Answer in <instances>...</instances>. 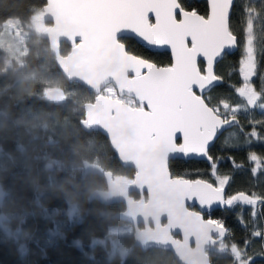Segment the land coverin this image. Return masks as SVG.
<instances>
[{"label": "trees", "instance_id": "1", "mask_svg": "<svg viewBox=\"0 0 264 264\" xmlns=\"http://www.w3.org/2000/svg\"><path fill=\"white\" fill-rule=\"evenodd\" d=\"M182 2L187 10L207 13L205 1ZM45 4L46 0H0V23L11 18L28 23ZM248 7L256 9L254 35L259 60L252 82L258 91H264V0H235L230 22L239 49L217 64L215 72L223 82L207 94L212 103L221 99L242 102L235 88L242 82L238 64ZM122 42L128 52L159 66L171 64L167 52H151L132 39ZM24 48L23 55L14 57L11 66L0 49V188L6 193L0 207V215L5 217V227L0 225V264H177L169 251L141 252L134 246L132 235L121 239L126 248L122 255L110 257L106 246L93 244L106 238L111 228L127 223L114 218L124 210L122 203L103 205L92 197L95 190L106 186L104 178L87 172V167L99 165L114 178L124 180H131L134 170L119 164L102 134L82 129L81 106L92 102L94 95L77 83L65 81L47 41L29 32ZM69 51L61 44V54ZM55 88L63 94L61 102L45 97ZM238 120L240 125L221 134L210 154L223 158L217 168L219 174L230 177L228 197L240 191L264 194V167L253 173V162L248 158L252 152L264 157V125L254 124L264 121V113L242 112ZM254 126L256 139L247 135ZM236 164L242 166L237 168ZM169 168L173 176L207 180L216 186L207 162L174 159ZM71 206L76 208L78 218L71 216ZM255 208V215L253 206L237 204L204 216L227 229V236L216 243L221 247L215 245L210 253L211 264H236L230 246L242 250L247 264L252 257V264H264V235H253L256 231L264 233V204ZM21 244L26 246L25 254L21 253Z\"/></svg>", "mask_w": 264, "mask_h": 264}, {"label": "water", "instance_id": "2", "mask_svg": "<svg viewBox=\"0 0 264 264\" xmlns=\"http://www.w3.org/2000/svg\"><path fill=\"white\" fill-rule=\"evenodd\" d=\"M198 1L207 3V0ZM67 2L46 0L38 18L44 25L40 37L47 41L65 81L77 83L95 96L93 102L81 106L84 113L80 122L82 129L102 134L109 141L119 164L134 170L131 180L118 181L101 166H88L87 172L103 177L106 186L103 190H95L92 197L103 205L123 204L124 210L114 218L132 226L134 246L141 252L159 249L169 251L177 264H211L213 246L218 238L227 236L224 226L204 217L214 210L225 209L214 207L219 189L207 180L173 176L169 168L174 159L209 162L203 157L185 158L175 151L184 144L180 140L173 142V126L153 120L152 110L142 98L143 93L138 94L136 89L138 77L134 68L138 66V60L133 57H142L125 51L122 39H132L151 52H167L172 63L170 49L150 48L130 33L117 35L113 32L93 42L85 28L61 12ZM62 43L70 47L66 55L61 54ZM238 49L237 39L236 46L226 49L225 54L217 59L214 71L225 55H233ZM222 82L214 84L206 94ZM107 85H112L119 97L132 98L142 107H131L102 94ZM45 97L52 102L63 100L59 89L47 91ZM234 126H225L218 138ZM224 196L227 198V193Z\"/></svg>", "mask_w": 264, "mask_h": 264}, {"label": "snow or ice", "instance_id": "3", "mask_svg": "<svg viewBox=\"0 0 264 264\" xmlns=\"http://www.w3.org/2000/svg\"><path fill=\"white\" fill-rule=\"evenodd\" d=\"M207 5V13L200 14L195 9L187 10L182 0H68L61 12L85 28L93 42L113 32L117 35L130 33L150 48L170 49L173 61L170 65L159 66L133 57L138 60L134 68L138 94L143 93L142 98L152 110L155 122L173 126V142L183 141L184 146L175 151L185 158L203 157L209 162L219 189L213 201L215 208L231 209L237 204L255 208L264 204V194L240 191L228 198L224 196L230 177L218 173L217 164L223 158H214L210 150L225 126L240 125L238 113L242 109H264V91H258L252 82L259 63L252 35V16L256 9L248 7L246 10V38L239 61L243 82L235 88L242 102L233 104L221 99L212 103L207 90L222 81L214 66L226 49L236 46L237 36L230 22L233 0H207ZM123 47L126 51V45ZM254 124L264 125V121ZM247 135L257 137L255 126ZM248 158L255 164L253 173L264 167V157L252 152ZM253 235L261 237L264 233L256 231ZM244 243L247 245L248 241Z\"/></svg>", "mask_w": 264, "mask_h": 264}, {"label": "rangeland", "instance_id": "4", "mask_svg": "<svg viewBox=\"0 0 264 264\" xmlns=\"http://www.w3.org/2000/svg\"><path fill=\"white\" fill-rule=\"evenodd\" d=\"M41 13H42L41 11H38L35 14L34 18L28 23H21L19 20L15 19V18H11L6 22L0 23V45L2 44V47L4 46V48H0V49H2L6 53L7 62L10 64V66L12 65V63L14 61V57L20 58V56L23 55V53L25 52L24 45H25V40L28 37V33L34 32L40 36V32L44 26L43 24H41L38 21V18L41 16ZM252 19L254 20V16H252ZM1 34H3V35L5 34V39H1ZM252 35L254 36V39H255L254 32L252 33ZM245 38H246V27H245V31H244L242 46L240 49L239 61L243 55ZM8 49H9V51H8ZM238 73H239V64H238ZM239 75H240V73H239ZM254 77L252 78V80L254 79ZM240 78L242 80L241 75H240ZM242 82H243V80H242ZM242 82H241V84H242ZM241 84H240V86H241ZM55 89H58V88H55ZM102 93L106 96L119 99L131 107H140L141 106V105H137L134 102V100L131 98H128L126 96L119 97L116 93L115 88L112 85H107L103 89ZM252 111H260V112L264 113V109H260L259 107H255V108H249L247 110L242 109L238 113V115L242 112L245 114H248ZM257 137H258V135H257ZM257 137H253V138L256 139ZM253 166L255 167L254 162H253ZM260 169H258L257 172ZM115 179L118 181L122 180L121 178H115ZM227 198H228V196H227ZM253 209L255 210L256 208L253 207ZM70 214L72 217L78 218L77 217L78 215H75L76 214V208L74 206L70 207ZM0 225H3L5 227L4 223H2ZM132 234H133V228L130 224H124V225L116 226V227H113L110 229L109 235L106 238L101 239V240H99V239L94 240L93 244L101 243L102 245L106 246L110 257H113L116 254L122 255L126 251V248L124 247L121 239L125 235H132ZM12 235L17 236V232H12ZM221 245L222 244L219 242L216 246L221 247ZM229 249H230V255L233 257L236 264H247V261H243L244 255L242 254V250H238L235 246H230ZM20 250H21L22 254L26 253L27 249H26L25 244L20 245Z\"/></svg>", "mask_w": 264, "mask_h": 264}, {"label": "clouds", "instance_id": "5", "mask_svg": "<svg viewBox=\"0 0 264 264\" xmlns=\"http://www.w3.org/2000/svg\"><path fill=\"white\" fill-rule=\"evenodd\" d=\"M6 199V193L3 189H0V207H3L4 201ZM5 217L3 215H0V224L3 223Z\"/></svg>", "mask_w": 264, "mask_h": 264}, {"label": "flooded vegetation", "instance_id": "6", "mask_svg": "<svg viewBox=\"0 0 264 264\" xmlns=\"http://www.w3.org/2000/svg\"><path fill=\"white\" fill-rule=\"evenodd\" d=\"M125 40H127V38H124ZM123 40V39H122ZM62 44H65V45H67L66 43H62ZM68 46V45H67ZM69 47V46H68ZM70 48V47H69ZM63 55V54H62Z\"/></svg>", "mask_w": 264, "mask_h": 264}, {"label": "bare ground", "instance_id": "7", "mask_svg": "<svg viewBox=\"0 0 264 264\" xmlns=\"http://www.w3.org/2000/svg\"><path fill=\"white\" fill-rule=\"evenodd\" d=\"M138 198V197H137ZM224 226V225H223Z\"/></svg>", "mask_w": 264, "mask_h": 264}]
</instances>
